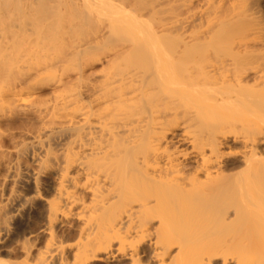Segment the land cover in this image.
<instances>
[{"label": "bare ground", "instance_id": "obj_1", "mask_svg": "<svg viewBox=\"0 0 264 264\" xmlns=\"http://www.w3.org/2000/svg\"><path fill=\"white\" fill-rule=\"evenodd\" d=\"M244 1L0 0V168L5 114L31 107L21 155L56 174L48 198L0 175V240L38 205L0 264H264V29Z\"/></svg>", "mask_w": 264, "mask_h": 264}, {"label": "rangeland", "instance_id": "obj_2", "mask_svg": "<svg viewBox=\"0 0 264 264\" xmlns=\"http://www.w3.org/2000/svg\"><path fill=\"white\" fill-rule=\"evenodd\" d=\"M245 3H251V6H250V4H249V8H251V9H249V12H250V14L249 15H255L253 18H257V16H258V18H257V20L255 19V20H253V23L254 24H256V23H258V25H256L257 27H261V28H259V29H264V0H246V1H244ZM245 3H243L244 5H246ZM243 4L241 5V8H243L244 6H243ZM243 6V7H242ZM254 6V7H253ZM239 7H240V5H239ZM254 9H253V8ZM245 8V7H244ZM244 8L241 10L243 13H244ZM246 8H248V5L246 6ZM252 9H253V12L254 13H256V14H254V13H251L252 12ZM248 10V9H247ZM245 11H246V9H245ZM256 11V12H255ZM247 12V11H246ZM248 12V13H249ZM247 14V13H246ZM260 24H262V26L260 25ZM264 32V31H263ZM259 43V42H258ZM256 44V43H253V44H255V45H253L254 47L255 46H257L258 47V45H261V44ZM263 46V48L261 47L260 49H259V51L261 50V49H264V44L262 45ZM259 48V47H258ZM253 50H255V48L253 49ZM257 51H258V49H256ZM261 51H263V50H261ZM51 85H48L47 84V86L45 85L41 90H39V91H37V92H35V93H33L34 95H35V97H37V98H35L34 100H35V102L38 104V103H42V104H44V103H46L47 102V104H49V105H51L52 103H50V102H53V99H54V97H53V94L51 95ZM39 94V95H38ZM37 95V96H36ZM54 95H56V94H54ZM40 97V98H39ZM42 97V98H41ZM56 97H57V95H56ZM55 97V98H56ZM49 98V99H48ZM47 99V100H46ZM29 107V106H28ZM1 109V108H0ZM24 110H26V111H24ZM28 110V111H27ZM1 112H3V111H1ZM27 113V114H26ZM34 111H33V109L31 108V107H29L28 109L27 108H24L23 110H21V112H20V110H15V111H13L12 113H10V115H8V113L7 114H5V116H11V118L10 117H8L7 118V122H5V123H7V124H5L4 125V127H3V130H5V133L6 134H8V135H13L14 137H15V139L14 140H16V141H13L11 144L10 143H8L9 145H7V148L9 147V151H10V153H11V158L14 160V168H13V170L11 171V172H7L6 171V169H5V167H1L0 168V175H2L3 173H9V174H14V173H18V177L16 178V184L14 183V181H13V179H12V181L11 180H9L8 181V185H7V189H8V187L9 188H11L12 186H13V184H15L13 187H15L14 189L16 190V191H18V193L20 192V195L21 196H23V195H26L27 197L29 196V197H31V195H34V185L32 184V180H33V176H38V178H39V181H40V184H41V186H42V190H41V194H42V197H46V198H48V197H50L51 196V194H52V187H54V185H55V176H56V174H55V172H54V170H52V168L51 167H49L48 169L47 168H42V169H40L39 167H38V164H35L34 162H32L30 159H28L27 157L28 156H26V155H21V152H22V149H23V147H22V145H21V141L22 140H24V141H26V140H29L30 139V132L28 131V129H30V128H33V127H35V126H37V124H39L38 122H39V120L35 117L36 116V114L34 113ZM2 113H0V116H4L3 114L1 115ZM17 114V115H16ZM21 114V115H20ZM15 116H25L23 119H21V121L19 122V123H16V124H14L13 122H12V120H13V118L15 117ZM6 119V118H5ZM4 119V120H5ZM17 126V127H16ZM24 126V127H23ZM8 127V128H7ZM5 128V129H4ZM27 128V129H26ZM8 129V130H7ZM19 129V130H18ZM22 130V131H21ZM23 135V136H22ZM21 145V146H20ZM14 146V147H13ZM11 147V148H10ZM21 148V149H19V148ZM58 148V147H57ZM19 149V150H18ZM16 150V151H15ZM21 151V152H20ZM21 156H23V158L21 157ZM17 159V160H16ZM19 163V164H18ZM22 164V165H21ZM18 165H20V166H18ZM19 167V168H18ZM17 168V169H16ZM38 168V169H37ZM15 170L17 171V172H15ZM45 170V171H44ZM14 171V172H13ZM42 172V173H41ZM29 177V178H28ZM19 178V179H18ZM19 180V181H18ZM0 181H1V177H0ZM12 187V188H13ZM23 194V195H22ZM30 194V195H29ZM33 202H35V203H41L40 201H33ZM29 205V206H28ZM28 205H26L25 206V208L23 209V212L21 213V214H18L19 216H15V218H14V220L13 221H15V222H13L12 221V224H11V226H10V234L9 235H7L3 240H0V247L3 245V247H5L6 249H11L12 247H15L16 246V242H14V235H15V233L17 232V230H18V225H26L27 226V224H28V222H29V220L31 219V214L33 213V210H35V208H37L38 207V205L37 206H35L33 203H30V204H28ZM43 205H45L44 204V202H43ZM30 214V215H29ZM17 218V219H16ZM20 218V219H19ZM19 221V222H18ZM76 222V221H75ZM69 230V233H70V235H71V228L70 229H68ZM12 232V233H11ZM69 237H71V236H69ZM69 237H67L66 236V238H68V241H69V243H68V241L67 240H64V241H67V243L68 244H70L71 242H73L75 239L74 238H70L69 239ZM73 239V240H72ZM39 244V248L37 247V245ZM44 244V243H43ZM42 244V242H36V247H35V249L33 250V254H34V252L36 253V252H38V250L37 249H40V247H41V245H43ZM9 247H8V246ZM12 246V247H11ZM11 247V248H10ZM43 247V246H42ZM41 247V248H42ZM71 250V249H70ZM22 257V256H21ZM33 257V258H32ZM30 259H28L29 261L30 260H35L36 259V256H35V254L32 256ZM13 258V260H16V258H14V257H12ZM24 258V257H23ZM22 258V259H23ZM35 258V259H34ZM20 260V258H17V260ZM26 259V258H25ZM33 260L32 261H30V262H32L33 263ZM29 261L27 262V263H29ZM19 262H21V261H19ZM21 263H24V262H21ZM20 264V263H19ZM31 264V263H30Z\"/></svg>", "mask_w": 264, "mask_h": 264}]
</instances>
